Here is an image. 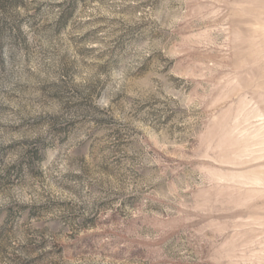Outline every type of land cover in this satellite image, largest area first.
<instances>
[{
    "label": "rangeland",
    "instance_id": "374dc122",
    "mask_svg": "<svg viewBox=\"0 0 264 264\" xmlns=\"http://www.w3.org/2000/svg\"><path fill=\"white\" fill-rule=\"evenodd\" d=\"M0 264H264V0H0Z\"/></svg>",
    "mask_w": 264,
    "mask_h": 264
}]
</instances>
